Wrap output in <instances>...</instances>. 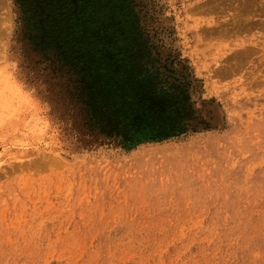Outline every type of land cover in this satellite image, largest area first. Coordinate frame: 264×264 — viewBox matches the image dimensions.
I'll return each mask as SVG.
<instances>
[{
  "label": "rangeland",
  "instance_id": "374dc122",
  "mask_svg": "<svg viewBox=\"0 0 264 264\" xmlns=\"http://www.w3.org/2000/svg\"><path fill=\"white\" fill-rule=\"evenodd\" d=\"M4 56L0 264H264V0H0Z\"/></svg>",
  "mask_w": 264,
  "mask_h": 264
},
{
  "label": "bare ground",
  "instance_id": "6f19581e",
  "mask_svg": "<svg viewBox=\"0 0 264 264\" xmlns=\"http://www.w3.org/2000/svg\"><path fill=\"white\" fill-rule=\"evenodd\" d=\"M233 23H237L236 20H233ZM13 64L11 58L7 56L3 57V66L0 70V108H2L1 111L9 113L7 120L4 122H9V124H11L10 126L15 128L16 125H19V122H17L20 120L19 117H21L22 114L26 115L27 111H29V113L32 112V114H35L36 120L46 129L48 123L43 119V109L40 108L42 102L38 97H35L32 91L24 87V85L17 80ZM35 126L38 127V124L36 123ZM32 211L37 210L34 208ZM39 215L45 217L43 213Z\"/></svg>",
  "mask_w": 264,
  "mask_h": 264
}]
</instances>
